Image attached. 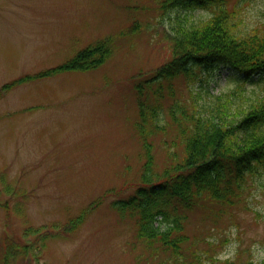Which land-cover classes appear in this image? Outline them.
<instances>
[{"label":"rangeland","instance_id":"obj_1","mask_svg":"<svg viewBox=\"0 0 264 264\" xmlns=\"http://www.w3.org/2000/svg\"><path fill=\"white\" fill-rule=\"evenodd\" d=\"M239 5L242 28H263L264 0ZM173 15L157 0H0V264L165 262L112 203L140 183L136 86L168 61ZM108 38L113 50L100 66L36 78ZM242 78L221 68L190 87L209 98ZM187 83L178 76L173 96L164 89L165 106L189 103ZM173 134L168 127L153 138L157 170L171 163L162 142ZM181 152L171 150L176 161ZM185 223L200 257L181 264H264V173L232 203L203 199Z\"/></svg>","mask_w":264,"mask_h":264},{"label":"trees","instance_id":"obj_2","mask_svg":"<svg viewBox=\"0 0 264 264\" xmlns=\"http://www.w3.org/2000/svg\"><path fill=\"white\" fill-rule=\"evenodd\" d=\"M242 1L246 0H157L160 11L174 14L169 59L153 77L136 86L139 117L135 126L145 160L135 194L115 200L112 207L118 215L133 219L138 243L148 251L162 252L163 264L200 257L189 247L191 237L186 233L185 222L193 207L203 199L232 203L249 179L264 173V26L242 28ZM195 11L207 16L194 19ZM111 39L95 42L36 78L100 66L111 55ZM221 68L243 77L232 93L203 98L209 94L202 85L194 93L191 85ZM178 76L189 82V103L165 106L164 89L173 96ZM18 80L14 85L26 81ZM247 83L254 87L248 93L243 88ZM8 85L4 89L14 86ZM168 127L174 129V136L162 145L171 163L160 171L153 138ZM179 145L178 162L171 150ZM83 219L81 214L71 219V225Z\"/></svg>","mask_w":264,"mask_h":264}]
</instances>
